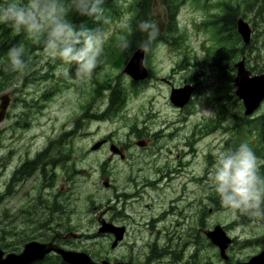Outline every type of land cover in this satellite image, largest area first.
I'll use <instances>...</instances> for the list:
<instances>
[{
  "label": "flooded vegetation",
  "instance_id": "1",
  "mask_svg": "<svg viewBox=\"0 0 264 264\" xmlns=\"http://www.w3.org/2000/svg\"><path fill=\"white\" fill-rule=\"evenodd\" d=\"M248 24L250 25L249 22ZM242 57L245 60V56ZM232 73L231 70L230 74ZM73 85L75 86V84ZM75 87L79 89L78 92L83 91L87 96L89 91L88 84H81ZM82 88H86V90ZM193 88L194 85L192 90ZM147 91L149 89L144 92L146 93ZM199 94L201 93H195L194 91L189 103L182 108L174 106L176 110L175 119L167 121H163L160 111H154L151 105L153 96L143 97V99L146 98L148 106L146 107L144 102H140L146 112L137 117L136 125L133 128L129 125V119L126 122L127 125L119 132L118 136L115 132L100 135V137L91 141L86 149L83 150V154L77 157V160H74L72 156L78 149L73 145V140L77 135L81 133L94 136L93 131L88 129L91 123L109 122L108 119L91 118L86 120L83 116V105L86 101L79 103L74 117L72 116L71 120H68L62 131L54 136H48L45 144L41 149L35 151L33 156L27 155L25 157V155H20L18 163L11 171L9 182L5 185L4 193L7 195L6 198L15 192L18 185L25 183L37 173V182L39 181L41 189L37 194V198L47 196L48 192V195L65 192V197L60 193V197L65 201L68 202L75 199L76 204L72 212L79 213V217L86 219L95 229L94 233L86 235L79 232L78 238H64L69 231L73 230L68 226V230L59 229L60 231H52V237L49 240L53 239L54 242L66 249L85 251L97 262L102 260H106L110 264L117 262L131 264H237L246 262L257 253L255 252L258 250L257 243L253 241L251 244L256 246L255 253L242 259L240 249H237L238 245L243 240H253V238L241 236L237 217L228 208H224L218 213L219 204L213 199L219 200V198L212 186V181L209 179V171L215 161L213 156L222 148L235 146L240 139L234 132L233 127H231V122L229 123V120L225 119L226 116L221 122H216V115L218 114L217 110L215 111L216 103L214 104L212 100L213 94L210 98L209 95L203 94L201 99L206 98L208 101L207 106H201L199 103V106L194 105L195 96ZM54 95L45 100L40 97L41 104H46ZM135 96L138 98L140 94ZM98 100L99 98L92 104L91 108L95 109L101 103L99 105L100 109H98L100 111L97 112L101 113L107 106V101L104 103V98L100 101ZM128 102H126L123 109L114 115L112 122L121 118L120 114L125 111ZM95 103L98 104L93 107ZM206 107L213 108L215 116L210 117L202 113L187 128L185 122L188 120V116L194 115L200 108ZM148 111H151L149 115L146 114ZM128 116L130 118V114ZM78 117L82 119L79 121ZM183 117L185 118L183 119ZM160 123L162 124L159 125ZM19 124V128L24 126L25 117ZM207 124H210L209 131L203 133ZM98 129L96 128L95 130L98 131ZM63 131L68 133L65 140L54 143L46 152L36 156L38 152L48 148L49 141L56 138ZM258 137L259 140L253 145L258 146L255 152L261 159H264V144L260 142L262 136ZM97 141H102V143L98 148L92 149V146ZM111 147H114L116 151H112ZM165 149L170 154L171 150L173 151L174 149L176 156L170 157L171 155H168ZM161 157H164V161L161 160ZM30 160L36 162V166L31 171H34L32 174L30 173L31 175L27 174L25 176V165ZM147 163L150 164V171L149 169L145 170ZM80 165H85L87 168H77ZM133 167L137 173L136 177H139L138 180L133 179V188L129 190L116 188L115 182L122 178H128L126 176L128 168ZM41 170L46 171L44 176L41 174ZM93 174L97 177V182L94 183L100 184L101 190H99L97 185L90 183L88 177ZM78 176H81L82 179H79ZM52 177L53 180H50ZM161 181H165L163 186L158 185ZM172 181H175L178 189L176 190L174 187L172 196L166 194L167 207H164L155 217L147 219L148 223L143 225L141 221L146 220L145 216L149 217L150 215V204L156 201L154 198L157 197L159 191H165ZM92 186L95 187L96 191L89 194L87 198H82L78 194L73 197L74 192H71V190H80L81 187L88 190ZM43 188H45L44 190L49 189V191L43 193ZM206 192L211 193L212 206L208 210L205 208L201 210L199 206L203 199V194ZM77 197L79 198L77 199ZM97 200L103 201L98 203L96 202ZM167 215L175 216V223L171 228L168 230L167 227L163 229L157 227L154 230L157 225L156 221L164 220ZM205 217L213 218V223L207 226ZM103 223L121 228L123 231L122 239L118 240L114 246H112L114 240L112 232H97L98 227ZM216 225L222 226L225 233L231 238L229 245L225 249V253L228 256L227 259L221 257L219 247L206 236V231L212 230ZM149 228L152 233L153 231L156 232V236L146 243L147 251L137 252L132 246L141 239L142 235L146 234L145 229L149 230ZM24 235L25 206L20 208L17 228H11L10 252L18 253L21 251L25 241L21 243L20 241ZM99 235L104 237V245L100 242L96 243V245H90L91 247L81 246L85 238ZM127 244H132V246ZM155 245L167 249L166 258L155 260L156 257L152 255V250L156 248ZM122 246H129V250L122 257L117 258L114 256L117 252L116 250ZM156 250L158 251L157 248ZM209 250H212L210 255L203 257V253ZM136 256H141L142 260H138ZM148 257H150V261Z\"/></svg>",
  "mask_w": 264,
  "mask_h": 264
},
{
  "label": "trees",
  "instance_id": "2",
  "mask_svg": "<svg viewBox=\"0 0 264 264\" xmlns=\"http://www.w3.org/2000/svg\"><path fill=\"white\" fill-rule=\"evenodd\" d=\"M184 1L185 0H103L101 7L104 9L105 15L110 18V23L107 25H104L101 21H97L93 16L81 15L74 9L70 11L68 19L77 27L83 25L90 30H103L105 28L107 32H111L108 33V42L105 44L104 56L102 57L103 62L98 66L90 79L82 82L76 79L74 67L70 69L71 78H65L62 75L61 61L54 58V62L48 67L49 72L47 70L43 74L41 72V75H39V78H42V80H48L51 78L54 82L51 87L45 89L43 93L40 94L39 98L32 103L37 106L39 101H41L40 97L44 100L46 98L48 99L51 93H60L69 84H75V86L88 84L89 91L87 96L89 98L83 105V116L86 120L96 118L108 119L112 122L115 117L114 115L124 108L126 102L129 101L131 97L140 94L141 91L147 90L150 86L155 87L156 83L160 80V74L155 73L156 70L153 68L152 60L158 58L157 55L153 57V51L161 45L173 49L179 48V51L185 54L183 58L176 63L179 66H177L178 70L184 69L186 67L185 63L190 62L188 60L189 55L196 57L195 61L191 62V65L196 66L201 61L203 63L202 67L197 72L192 73L190 76H184L185 82L191 80V83L194 85L195 93L202 92L204 90L203 84H205V80H198L197 74L204 73V69L206 70L209 66L213 69L217 68V78L220 80V84L218 86V93L212 96V100L216 103L218 114L216 115V122L219 123L225 116L231 115L233 119L231 121V127H233L234 132L241 140L232 148L238 147L241 142H248L253 150L256 151L258 146L253 145V143H256L259 140L258 136H262L260 142L264 144V109L258 116L255 113L256 111L251 116H244L241 101L229 93V91L234 88L233 78L235 75V68L233 63L242 58V56H245V66L250 71L254 73L263 71L264 54L260 55L262 52L258 48H261L264 51V0L217 1L219 10L207 14L201 22L200 28L205 34H207L210 42L208 45H202L204 52L203 58L200 57L199 53L193 47L184 44L187 33L185 28L181 29L179 27L180 24L177 21V18H179L180 5L183 4ZM191 2L196 7H201L203 9L206 7V5H199L203 1ZM239 17L247 20L251 26L252 31L247 45L243 43V39L237 30L236 20ZM142 20L155 21L159 27V35L152 45V50L144 53L143 64L146 76L141 80L134 81L131 80L128 75L123 73L122 70L126 61L136 51L137 44L145 38L144 34L141 33L137 27ZM129 26L132 29L131 35H129ZM122 37H127L131 41V48L128 53L121 52L120 50ZM23 38L25 40L26 48V63H28L31 59L29 56L34 55L35 50H41L43 45L34 43L31 39L27 38L26 35L25 37H20V34H15L9 24L3 23L1 25L0 52H2L1 62H3L4 65H7L8 63V49L14 46V43L19 44ZM213 44L215 45L214 48ZM219 45L220 47L218 50L216 47ZM211 49L220 53L221 57L212 59L209 54ZM158 54H160V57L163 54L166 59L172 55L167 51H161ZM260 57L262 58V61H260ZM56 67H58L57 76ZM229 70H232L233 73L229 74ZM6 72L8 81L14 76L15 72L12 71L10 67ZM27 78V75H25V79ZM7 81L4 84L0 83V90L5 88ZM105 90H107V92H105ZM102 97L106 99L107 106L103 109V112L97 113L100 111L98 109H100L99 105H101V103H99L95 109H92L91 107L98 98ZM231 97H234V103L236 105V109L233 112L228 109L226 104L228 98L230 99ZM32 103L31 101H25L26 108L33 105ZM150 113L151 111H148L146 114L149 115ZM26 117L27 112H25V126L27 125ZM184 118L185 117H183V119ZM81 119V117H78L79 121ZM129 119V125L133 128V126L136 125L137 116L132 114ZM209 127L210 124H207L203 133L208 132ZM67 135L68 133L63 131L56 138L49 141L48 148L38 152L36 156L46 152L54 143L65 140ZM35 166L36 162H33V160L28 161L25 165V176L30 173L32 174L34 171H31L34 170ZM41 174L44 176L46 171L41 170ZM261 174L264 175V167L261 168ZM50 180H53V177L50 178ZM60 193L65 197V192H58L57 194L34 199L42 203L44 209L43 212L35 209L32 212L25 206V235L22 237L20 243L32 239L47 241L52 237V230L47 229L48 225L52 222L51 216L55 214V216L61 217L65 213L64 211L62 214L63 210H66L65 205H63L64 203H61L63 199L60 197ZM213 200L219 204L221 210L226 208L220 200ZM35 205H37V203ZM4 213L6 214V212ZM235 214L239 226H249L253 223V220L249 217L237 213ZM61 226L63 230L69 229L66 224H62ZM5 230L6 228L2 227V235L0 237V247L2 249H8L11 246L9 240L11 237V229L4 233ZM249 238H253V240H243L240 242L237 249H241V246L245 242L252 244L253 241H256L258 246V250L255 252L264 248V232L261 233L259 237H254L253 235ZM155 247L158 249V251L156 248L152 250V255L156 257L155 260L166 258L168 252L167 249L159 245H155ZM149 259L150 257H148V260ZM37 264L65 263H62V260L59 259L57 254L49 253L44 260Z\"/></svg>",
  "mask_w": 264,
  "mask_h": 264
},
{
  "label": "rangeland",
  "instance_id": "3",
  "mask_svg": "<svg viewBox=\"0 0 264 264\" xmlns=\"http://www.w3.org/2000/svg\"><path fill=\"white\" fill-rule=\"evenodd\" d=\"M189 1V2H188ZM191 1H203L199 5H206V7L203 9L201 7H196ZM217 1L221 0H185L183 4L180 5L179 10V18H177V21L179 22V27L185 28L187 36L184 41L185 45L193 47L200 55L201 58L204 57L203 47L202 45H208L209 39L207 37V34L203 32L201 27L202 19L209 13H213V11L219 10V5ZM7 3V0H0V6ZM213 5V6H212ZM3 23H0V27ZM15 34H20V37H25V34L23 32L17 33L14 31ZM111 33V32H107ZM218 39V38H217ZM216 39V40H217ZM219 43V42H218ZM19 44H23L25 46V40L20 41ZM220 44V43H219ZM257 44V43H256ZM255 44V45H256ZM14 45H18L17 43H14ZM247 45V44H245ZM254 45V46H255ZM213 44V48H214ZM219 46L218 48L219 50ZM228 49V48H226ZM262 53L260 55L264 54L263 49L258 48ZM161 51H167L171 53L172 55L166 59L164 55L162 54L160 57ZM249 51V50H248ZM155 52V54H154ZM0 83L4 84L7 81V72L5 70V66L3 62H1L2 58V52H0ZM185 53H181L179 51V48L173 49L169 48L168 46H158L157 49L153 51V57L157 55L158 58H155L152 60L153 62V68L155 73L160 74V80L156 83V86H150L148 87L149 91L146 93L144 91H141L140 97L137 98V96H133L130 98L127 107L123 113H121V118L115 122H100V124L97 123H91L89 126V130L93 131L92 136L90 134L83 135L79 133L77 137L73 140V145L77 147V151L72 156L74 160H77V157H80L83 154V150L86 149V147L91 143L92 140L100 137V135H107L108 133L115 132L116 135H119V132L122 131L127 125L126 122L129 121V114H135L137 117L139 115L144 114L145 108L140 102H144V105L147 107L148 102H146V98L143 99V97H149L148 94H153L152 99V107L154 111H160V116L163 118V121L172 120L175 119L176 116V110L175 107L169 102V93L170 89L172 87H181L183 85L191 84V82H185L184 76H190L192 73L197 72L203 65L202 61L194 66L191 65V62H194L196 57L189 55L188 60L189 63H185V68L182 70H178L176 64L178 61H180ZM210 57L212 59L220 58L221 54L218 52H215L214 49H211ZM35 55V56H34ZM34 55H30L31 57L30 61L27 64V67L23 71L15 72L14 76H12L6 83L5 88L0 90V94L7 93L9 95V103L6 107L5 115L0 120V236L2 234V227H5L7 230L11 228H17L18 224V214L20 211V208L26 206L29 210L33 212V210H39L44 211L43 205L40 201L34 200L37 199V194L40 192V186L38 179V174H34L31 178H29L25 183L20 184L15 189V192L6 198V194L4 193L5 185L8 184L10 179V174L12 169L16 166L18 163L20 155H25V157L33 156L35 154V151L42 148V146L47 141L48 136H54L60 131L63 130V128L66 126L68 120H71L72 116L74 117V113H76L77 106L81 102H85L87 99V96L84 94V92H78V88H76L74 85H68L64 88L62 92L54 93L55 95L51 100H49L46 104H41V101L37 104L29 106V108H26L25 101H35L39 98L42 91L49 86L53 84V79L49 78L47 81L42 80V78H39V75H41V72L44 73L48 70V67L51 63L54 62V57L47 54L42 46L41 50H35ZM260 61H262V58H259ZM239 60V59H238ZM198 63V62H197ZM235 63V62H234ZM233 63V64H234ZM179 67V66H178ZM233 67V66H232ZM195 68V69H194ZM235 68V67H234ZM217 68H211L210 66L204 69V73L197 74L198 80H205L204 90L199 95L195 96V106H207L208 101L206 98L203 100L201 99L203 97V94L209 95V98L211 95H216L218 93V86L220 84V80L217 78ZM264 70V68H263ZM49 72V70H48ZM230 74V70L228 71ZM25 75H27V79H25ZM57 76V74H56ZM235 76V75H234ZM32 79V80H31ZM70 81V80H69ZM191 81V80H189ZM192 85V84H191ZM193 86V85H192ZM201 86V85H200ZM224 87V86H223ZM227 87V86H226ZM225 88V87H224ZM86 90V88H82ZM200 90V89H199ZM106 91V90H105ZM195 89L193 88L192 95L194 93ZM229 93H231L233 96H235V85L234 88H232ZM52 94V93H51ZM50 94V96H51ZM53 95V94H52ZM224 96V95H223ZM228 96V95H227ZM236 97V96H235ZM190 98V99H191ZM102 98H99L98 101L102 100ZM150 101V100H149ZM190 101V100H189ZM188 101V103H189ZM103 102H106V99L103 100ZM188 103L184 104L182 107L187 105ZM199 103V104H198ZM98 103H95L93 107H96ZM215 104V102H214ZM228 109L230 111H235L236 105L234 103V97H231L226 102ZM190 106V105H189ZM243 108V106H242ZM264 109V102L259 106V109L256 110V115L258 116L261 111ZM144 110V112H143ZM203 110H209L213 111L214 109L210 107L206 108H200L198 112H196L194 115H189L188 120L185 122L186 127L188 128L193 120H195L200 114H202L201 111ZM215 111H216V104H215ZM25 112H27L26 122L27 125L21 128L20 124L24 117ZM243 112V110H242ZM225 119L229 120L230 123L232 120L231 115H227ZM73 120V119H72ZM160 123L159 125H161ZM94 127L99 128L98 131L91 130ZM241 141V140H240ZM166 153L168 155H171L170 157H175L176 153L175 150H171L170 152ZM216 154L213 156L215 160ZM260 157V156H258ZM261 158V157H260ZM161 160L164 161V157H161ZM77 168L86 169L87 167L85 165H80ZM151 170L150 164L147 163L145 165V170ZM137 173L135 168H128V172L126 173V176L129 178L126 179H120L119 181H116V188L120 189H132L133 179H139V177H136ZM79 179H82L81 176H78ZM90 179V183L95 184L94 182H97L96 175H91L88 177ZM165 181L159 182V186H163ZM58 186V185H57ZM99 190H101L100 184L97 185ZM174 187L177 190L178 187L175 185V181L170 182V186L165 191H159V194L155 202L151 203V209L149 211V217L145 216L146 220L141 221L143 225H146L148 223L147 219H150V217H155L158 213H160L164 207H167L168 200L166 198V194L172 196L174 191ZM47 188V187H45ZM42 189L43 193H46L49 191ZM96 191L95 187L92 186L90 189L85 190L83 187L80 188V190H71V192H74V195L80 196L82 198H87L89 194ZM102 193V192H100ZM49 192L47 193V195ZM103 196V195H102ZM44 196H41L40 198H43ZM211 193L206 192L203 194V199L201 200L199 208L203 210L204 208L208 210L212 206V202L210 200ZM62 198V197H61ZM79 197H77L78 199ZM63 199V198H62ZM103 200H97L96 202L101 203ZM151 201V200H149ZM37 203V205H35ZM61 203H64L65 209L63 210L62 214L65 213L61 217L51 216V223L48 225L47 229L52 231H59V229H62V224H66L67 226H70L74 232H81L86 235H92L95 231V229L92 227L90 223L86 219H82L79 213H73V208L76 204L75 199L69 200L68 202L64 199ZM214 204V203H213ZM35 205V207H34ZM219 206V205H218ZM230 210V209H229ZM233 215H236L232 210H230ZM6 212V214L4 213ZM221 212L220 206L218 213ZM26 214V212H25ZM88 215V214H87ZM26 216V215H25ZM187 221V219H186ZM213 218L205 217V222L207 225H210L213 223ZM175 223V216L167 215V217L157 222L154 230L158 227L160 229H163L164 227H167L169 230L171 226ZM64 226V225H63ZM148 227V226H147ZM18 230H20L18 228ZM42 230V229H41ZM46 230V229H45ZM146 234L141 236V239H139L136 244L132 246V244H127L135 248V250L145 252L146 250V243L150 240L154 239L156 236V232L145 229ZM264 232V222L254 221L249 226H239V233H241L242 237H259L261 233ZM105 244V239L102 236H95V237H89L85 238L81 244V246H89L90 245H96V243ZM144 244V245H143ZM11 248L4 249L6 252H10ZM256 246H252L250 243L245 242L243 246L240 249V255L243 257L242 259H245L249 257V255L255 253ZM129 250V246H122L121 248H118L114 256L117 258L122 257L124 254H126ZM212 250H209L207 252L203 253V257H207L210 255V252ZM113 257V256H112ZM138 260H142L141 256H136ZM142 263V262H140Z\"/></svg>",
  "mask_w": 264,
  "mask_h": 264
},
{
  "label": "clouds",
  "instance_id": "4",
  "mask_svg": "<svg viewBox=\"0 0 264 264\" xmlns=\"http://www.w3.org/2000/svg\"><path fill=\"white\" fill-rule=\"evenodd\" d=\"M103 0H7L0 6V23L9 24L17 32H23L34 43L42 44L45 52L61 61L62 75L71 78L74 67L79 81L90 79L103 62L106 29L90 30L77 27L68 19L73 9L81 15L93 16L104 25L110 23L101 7ZM144 39L137 44L143 53L152 50L159 35V27L153 20H142L137 25ZM132 29L129 26V35ZM131 41L122 37L121 52H130ZM5 70L23 71L26 67V48L23 44L8 49ZM142 62V61H141ZM214 117L209 110L201 111ZM264 159L257 156L248 142L238 147L220 149L209 171V179L220 202L234 213L264 222V175L261 168Z\"/></svg>",
  "mask_w": 264,
  "mask_h": 264
},
{
  "label": "water",
  "instance_id": "5",
  "mask_svg": "<svg viewBox=\"0 0 264 264\" xmlns=\"http://www.w3.org/2000/svg\"><path fill=\"white\" fill-rule=\"evenodd\" d=\"M236 26L244 43H249L251 34L249 24L243 18H239L236 22ZM143 61L144 53L136 49L126 61L122 72L128 75L131 80L138 81L143 79L146 76ZM234 67L236 69V75L234 77V85L236 87L235 94L242 102L244 116H251L264 100V70L261 73H252L245 66L243 57L235 62ZM191 94V85L172 88L169 94V100L174 106L182 107L189 101ZM9 99L7 93L0 95V120L5 115ZM101 143L102 141H97L92 146V149L98 148ZM111 150L116 151L114 147H111ZM97 232H112L114 234L112 246H114L118 240L122 239L123 235L121 228L113 227L106 223L100 225ZM78 236L79 233L69 231L64 238H77ZM206 236L212 243L219 247L221 257L227 259L228 256L225 253V249L229 245L231 238L225 233L222 226L216 225L212 230H207ZM51 252L57 254L60 259L67 264H110L106 260L100 262L93 260L85 251L66 249L54 242L53 239L47 241H39L36 239L28 240L18 253H5V251L0 248V264H37L44 260ZM113 264L131 263L117 262ZM237 264H264V248L251 256L246 262Z\"/></svg>",
  "mask_w": 264,
  "mask_h": 264
}]
</instances>
